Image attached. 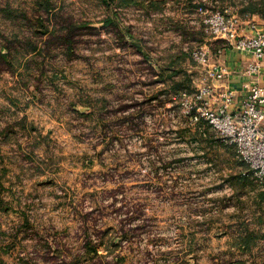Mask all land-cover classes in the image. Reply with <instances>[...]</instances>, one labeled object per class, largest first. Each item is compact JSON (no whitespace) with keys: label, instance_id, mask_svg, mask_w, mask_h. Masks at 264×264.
I'll return each instance as SVG.
<instances>
[{"label":"rangeland","instance_id":"rangeland-1","mask_svg":"<svg viewBox=\"0 0 264 264\" xmlns=\"http://www.w3.org/2000/svg\"><path fill=\"white\" fill-rule=\"evenodd\" d=\"M226 9L264 0H0V264H264V183L191 116Z\"/></svg>","mask_w":264,"mask_h":264},{"label":"built area","instance_id":"built-area-1","mask_svg":"<svg viewBox=\"0 0 264 264\" xmlns=\"http://www.w3.org/2000/svg\"><path fill=\"white\" fill-rule=\"evenodd\" d=\"M205 13L201 22L203 30L210 37L224 41L226 48L256 58V63L250 64L246 70L250 76L262 72L264 30L256 22L245 20L230 9ZM245 25L251 28L250 35H242ZM222 53L223 51L212 53L210 46L194 48L191 52L192 60L205 68L211 80L206 88L197 90L196 106L191 111V116L199 124L205 122L219 134L225 145L233 146L239 158L249 166L260 182L264 183V88L258 83L245 85L238 109H230L225 104L212 106L210 99L221 89L215 86L214 82L224 80L229 74L224 66L214 62L216 56ZM221 96L230 103L234 92L228 88L227 91L221 92Z\"/></svg>","mask_w":264,"mask_h":264},{"label":"crops","instance_id":"crops-1","mask_svg":"<svg viewBox=\"0 0 264 264\" xmlns=\"http://www.w3.org/2000/svg\"><path fill=\"white\" fill-rule=\"evenodd\" d=\"M250 20L256 22L258 26L264 30V17L254 15ZM251 33L252 31L249 26H243L242 35H250ZM256 61V58L253 56L232 48H226L221 55L216 56L214 62L224 66L229 71V74L224 80L214 82L215 86L220 87L221 89L219 90L220 93L218 92L217 95L210 99V104L212 106L225 104L228 105L230 109H238L242 100L245 85L258 83L264 88V70L259 72V74L252 76L246 72L248 66L256 63ZM228 88L234 92V98L230 103L221 96V92L227 91Z\"/></svg>","mask_w":264,"mask_h":264},{"label":"trees","instance_id":"trees-1","mask_svg":"<svg viewBox=\"0 0 264 264\" xmlns=\"http://www.w3.org/2000/svg\"><path fill=\"white\" fill-rule=\"evenodd\" d=\"M125 1H128L129 3H133V0H125ZM165 3V2H164ZM198 7L199 6H193V9H195V10H198ZM53 11V10H52ZM52 11H50L49 12V16H50V24H49V30H50V25H52V26H56V25H59V26H63V25H66L67 26V28H65V31L66 30H68L69 29V27H68V25H67V19H60V20H58V18H56V15H55V17H54V19H53V16H54V13L52 12ZM250 12V11H249ZM244 14H247V15H244ZM258 14H260V15H263L264 14V12H258V11H256V10H252L250 13H248V12H246V13H241V18H243V19H248V18H250L248 15H251V16H253V15H258ZM53 21V22H52ZM50 34H51V32H50ZM5 57H7V55L5 54ZM201 125H205V126H207L206 127V132H207V136L208 137H211V143H212V141H213V143H215V148H223V150H226V151H234V150H236L233 146H227V145H225L224 143H223V141H222V143L220 142V144L217 142L218 140L217 139H215V135H214V131L205 123V122H202V123H200ZM205 134V133H204ZM223 144V145H222ZM247 168H248V166L245 164V163H243Z\"/></svg>","mask_w":264,"mask_h":264}]
</instances>
